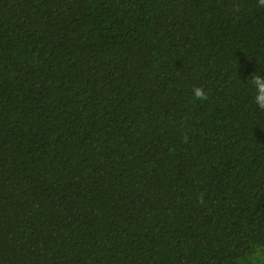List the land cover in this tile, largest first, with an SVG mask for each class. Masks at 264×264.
I'll return each instance as SVG.
<instances>
[{
	"label": "trees",
	"instance_id": "trees-1",
	"mask_svg": "<svg viewBox=\"0 0 264 264\" xmlns=\"http://www.w3.org/2000/svg\"><path fill=\"white\" fill-rule=\"evenodd\" d=\"M256 73L257 0H0V264L252 255Z\"/></svg>",
	"mask_w": 264,
	"mask_h": 264
},
{
	"label": "clouds",
	"instance_id": "clouds-1",
	"mask_svg": "<svg viewBox=\"0 0 264 264\" xmlns=\"http://www.w3.org/2000/svg\"><path fill=\"white\" fill-rule=\"evenodd\" d=\"M257 6L264 8V0H257ZM251 88L254 90L253 102L258 109L264 111V76L259 73L253 74L248 80ZM194 98L198 101L208 99L206 91L203 87H194L192 89ZM255 251L239 264H264V245H254Z\"/></svg>",
	"mask_w": 264,
	"mask_h": 264
}]
</instances>
